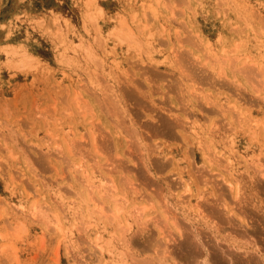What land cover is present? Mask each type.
I'll return each instance as SVG.
<instances>
[{
    "label": "rangeland",
    "instance_id": "obj_1",
    "mask_svg": "<svg viewBox=\"0 0 264 264\" xmlns=\"http://www.w3.org/2000/svg\"><path fill=\"white\" fill-rule=\"evenodd\" d=\"M263 173L264 0H0V264H264Z\"/></svg>",
    "mask_w": 264,
    "mask_h": 264
},
{
    "label": "bare ground",
    "instance_id": "obj_2",
    "mask_svg": "<svg viewBox=\"0 0 264 264\" xmlns=\"http://www.w3.org/2000/svg\"><path fill=\"white\" fill-rule=\"evenodd\" d=\"M29 58H30V57H29ZM32 59H33V58H32ZM263 174H264V173H263ZM183 184H184V183H183ZM117 206H119V205H117ZM113 207H114L115 210H118V211H119V209H118L119 207H117V209L115 208V207H116L115 205H114ZM120 208H121V207H120ZM133 208H135V207L133 206ZM133 208H132V211L134 210ZM100 209H104V208H102V206H101ZM100 209H99L98 211H100ZM135 209H136V208H135ZM135 211H137V209H136ZM135 211H134V212H135ZM115 212H116V211H115ZM100 213H101V211H100ZM102 213H104V210H103ZM115 214H116V213H115ZM103 215H105V214H103ZM119 221H120V220H119ZM121 221H122V220H121ZM121 221H120V222H121ZM125 221H126V220H125ZM127 222H128V220H127ZM121 223H122V222H121ZM119 224H120V223H119ZM128 225H129V224H127V227H128ZM125 226H126V225H125ZM123 229L125 230L124 227H123ZM178 230H179V229H177V231H178ZM179 231H180V230H179ZM179 231H178V232H179ZM182 233H183V232H182ZM182 233H181V231H180L179 234H182ZM184 239H185V238H184ZM184 239H183V240H184ZM168 240H169V239H168ZM170 241H171V240H170ZM173 241H174V240H173ZM153 245H154V244H153ZM151 246H152V244H151ZM244 247H245V246H244ZM164 248H165V247H164ZM164 250H165V249H164ZM170 252H171V251H170ZM168 253H169V252H168ZM162 254H164V255L167 254V251H166V253H162ZM164 255H163V256H164ZM165 257H166V256H165ZM169 257H170V256H169ZM163 258H164V257H163ZM171 258H172V257H171ZM166 259H167V258H166ZM147 260H149V259H147ZM147 260H145V261H147ZM145 264H146V263H145ZM147 264H153V263H152V262H147ZM165 264H166V263H165ZM167 264H168V262H167ZM174 264H175V263H174ZM176 264H178V263H176Z\"/></svg>",
    "mask_w": 264,
    "mask_h": 264
}]
</instances>
